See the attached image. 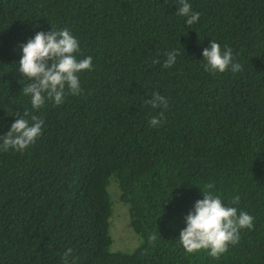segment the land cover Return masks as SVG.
Returning <instances> with one entry per match:
<instances>
[{
    "label": "trees",
    "instance_id": "1",
    "mask_svg": "<svg viewBox=\"0 0 264 264\" xmlns=\"http://www.w3.org/2000/svg\"><path fill=\"white\" fill-rule=\"evenodd\" d=\"M189 2L191 26L176 0H0V133L25 110L44 121L23 151L0 150V264H264V0ZM51 27L69 29L93 67L80 94L33 109L19 42ZM209 39L237 72L204 69ZM154 92L166 108L144 102ZM208 184L254 218L217 258L177 236ZM118 204L131 251L110 249Z\"/></svg>",
    "mask_w": 264,
    "mask_h": 264
},
{
    "label": "clouds",
    "instance_id": "2",
    "mask_svg": "<svg viewBox=\"0 0 264 264\" xmlns=\"http://www.w3.org/2000/svg\"><path fill=\"white\" fill-rule=\"evenodd\" d=\"M176 14L184 17L186 25H193L200 17V12L193 10L189 0H176ZM191 29V27L189 28ZM79 51L78 39L67 28L49 30H35L25 40L19 42V59L16 61L17 71L21 77L27 78L23 86V94L29 97L33 109H39L45 99L60 105L66 94H80L82 92L79 73L91 70L92 57L84 56L77 59L75 53ZM178 49L165 53L162 62L164 68H170L176 63ZM204 69L209 72H237L240 64L235 62L231 49L209 39L208 45L201 49ZM200 58V59H201ZM156 62L155 60L153 61ZM153 108L167 107L166 97L154 92L150 99L144 101ZM11 114V113H9ZM24 115H17L7 131L0 133V150L12 148L23 151L41 134L44 121L35 115L31 116V123ZM162 113L151 116L149 125L156 127L162 123ZM213 186L208 184L205 191H201L202 198L196 199L183 217L184 226L178 233L181 246L188 253L207 249L213 258L223 254L229 244H236L240 239V230L253 227V216L234 206L239 202V196H233V205L226 204L219 194H214ZM70 252L71 250H67Z\"/></svg>",
    "mask_w": 264,
    "mask_h": 264
},
{
    "label": "rangeland",
    "instance_id": "3",
    "mask_svg": "<svg viewBox=\"0 0 264 264\" xmlns=\"http://www.w3.org/2000/svg\"><path fill=\"white\" fill-rule=\"evenodd\" d=\"M126 212V208L121 204H118V208L114 210L111 217L109 227L110 235L113 237V243L110 246L111 250L120 249L124 251H131L127 249H132L136 246L134 242L135 240L132 239L131 228L129 226V216Z\"/></svg>",
    "mask_w": 264,
    "mask_h": 264
}]
</instances>
